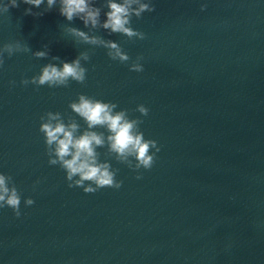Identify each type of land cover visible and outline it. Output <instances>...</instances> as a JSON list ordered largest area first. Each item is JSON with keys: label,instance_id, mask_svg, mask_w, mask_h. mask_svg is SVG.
Returning a JSON list of instances; mask_svg holds the SVG:
<instances>
[{"label": "water", "instance_id": "1", "mask_svg": "<svg viewBox=\"0 0 264 264\" xmlns=\"http://www.w3.org/2000/svg\"><path fill=\"white\" fill-rule=\"evenodd\" d=\"M153 3L154 12L133 18L144 40L94 30L118 42L127 63L78 42L66 29H88L56 10L25 15L21 4L0 17V44L49 49L44 59L5 56L0 69V171L35 200L19 218L0 209V264H264V0ZM84 51V84L21 83ZM139 56L144 71H130ZM79 94L143 120L161 152L142 179L113 160L122 187L85 193L49 165L40 117L75 115L69 104Z\"/></svg>", "mask_w": 264, "mask_h": 264}, {"label": "clouds", "instance_id": "2", "mask_svg": "<svg viewBox=\"0 0 264 264\" xmlns=\"http://www.w3.org/2000/svg\"><path fill=\"white\" fill-rule=\"evenodd\" d=\"M21 4L28 6L25 15L43 16L56 10L69 24L81 21L88 31L70 26L66 32L82 44L107 49L108 57L120 63L129 62L130 55L118 42L105 40L95 35L94 30L103 29L130 40H144L146 34L133 27V18H142L145 13L156 10L153 0H0V17ZM206 8L207 5L202 4L201 11ZM18 53H31L37 59H44L49 55V49L45 45L44 50L33 52L29 44L21 40L0 44V69L4 66L5 56L11 58ZM53 59L59 60V57ZM90 59L89 52L84 51L71 61L48 63L39 74L30 80L23 79L21 83L25 87L35 85L37 89L68 87L73 81L84 84L88 73L84 65ZM142 60L143 56L137 57L131 63L130 71L143 72ZM10 84L14 86L16 82L10 81ZM69 108L75 115L67 119L59 111L42 115L39 131L44 138L49 165L64 170L70 188L79 187L85 193H95L106 187L120 189L123 181L117 179L120 169L113 167V160L136 172L138 180L143 178L141 170L153 168L161 146L157 140L146 138L141 128L142 119L132 118L129 110L121 109L117 103L86 94H79ZM136 111L146 117L150 109L140 104ZM22 203L31 207L35 200L25 199L14 177L0 171V209L11 208L19 218Z\"/></svg>", "mask_w": 264, "mask_h": 264}]
</instances>
